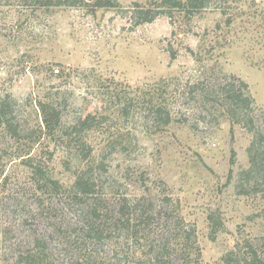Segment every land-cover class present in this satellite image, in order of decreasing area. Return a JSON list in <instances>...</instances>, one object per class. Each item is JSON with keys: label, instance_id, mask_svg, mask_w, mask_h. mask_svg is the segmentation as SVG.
I'll return each mask as SVG.
<instances>
[{"label": "rangeland", "instance_id": "rangeland-1", "mask_svg": "<svg viewBox=\"0 0 264 264\" xmlns=\"http://www.w3.org/2000/svg\"><path fill=\"white\" fill-rule=\"evenodd\" d=\"M82 1L48 8L0 0V109L19 130L15 138L0 125V264L14 256L10 243L35 236L34 222L24 225L31 212L43 215L39 233H54L57 264L88 263L78 242L68 246L55 233L50 209L60 197L40 190L36 166L40 179L65 190L88 170L111 193L154 202L162 217L152 228L161 232L156 245L167 235L163 213L172 211L195 232V264H225L231 251L244 264L250 246L264 256V185L243 175L253 135L245 118L233 122L220 90L244 82L264 132V0H210L184 13L163 7L166 15L138 26L136 6L154 8V0H115L112 9ZM35 191L46 193L41 204ZM72 210L59 214L72 220ZM123 242L98 247L96 264L149 262V248L128 262Z\"/></svg>", "mask_w": 264, "mask_h": 264}, {"label": "trees", "instance_id": "trees-1", "mask_svg": "<svg viewBox=\"0 0 264 264\" xmlns=\"http://www.w3.org/2000/svg\"><path fill=\"white\" fill-rule=\"evenodd\" d=\"M37 7H77L82 0H34ZM162 5H159L158 0H154L155 7L145 8L141 5L136 6L138 12L136 25L151 23L160 16L166 15L163 7H169L170 10L176 9L180 12L202 11L208 8L210 0H162ZM96 9H112L118 7L115 0H94L92 5ZM158 7V8H157ZM60 73V72H59ZM225 95V106L231 116L233 122L242 124L246 122V127L249 128L253 135L250 148L248 150L249 164L248 170L244 171V177L255 176L259 186L264 185V132L256 129L255 120L253 118V102L250 96L247 95V85L241 80L236 83L224 85L222 89ZM246 108L249 112L243 115V109ZM45 114V124L48 123L47 108L43 110ZM6 113L0 109V125H6L11 136L17 138L19 136L18 128H14L9 121H5ZM252 114V117H251ZM243 118H245L243 122ZM91 116L86 117L83 121L89 122ZM171 123V118L168 115L167 124ZM73 127L72 129H74ZM87 148V146H86ZM81 154L85 160H91L93 151L89 148L86 154L85 149H81ZM80 152V151H79ZM34 175L33 180L39 185L40 190H49V196L60 197V206L50 209L55 215V233H60L61 243H64L65 238L70 245L78 242V251L84 253V258L87 264H96V249L103 247L105 242H110L116 237L124 239L123 249L129 257L136 254L138 248H149L147 255L151 256L146 264H195L201 259L200 248L197 246L195 232L193 229H187L185 222L178 216L174 217L172 211H165V223L167 224V235H163L161 239H157L158 245L155 244V237L159 236L163 228H158V233L152 232L154 224L161 222L162 217L158 214L157 207L154 202L149 201L146 197H132L128 194L120 195L115 191H108V180H102V175H90L91 171H84L76 175V179L69 190H65L59 181L42 174L40 166L32 167ZM42 185V187H40ZM111 188V186H110ZM112 189V188H111ZM258 187H256V190ZM42 192V191H41ZM46 194V193H45ZM41 195L35 191L34 197L41 204L46 195ZM46 203V201H44ZM59 203V200H58ZM53 206V205H52ZM73 208L72 213L74 219L68 220L62 217L59 212ZM44 210L45 211H48ZM25 220L24 225L27 226L28 221H33L32 227L35 236L23 237L22 240H14L10 243L13 247V257L7 259L10 264H57L56 249L52 247L50 238L54 235L46 230L39 233L40 225L44 222L41 213L31 212ZM35 216V217H33ZM158 219V220H157ZM213 220V217H210ZM160 226V224H157ZM39 228V229H38ZM7 232H12L7 230ZM13 240V238H12ZM11 240V241H12ZM66 243V245H67ZM127 249V250H126ZM143 253V254H145ZM180 253V254H179ZM194 255L195 258H194ZM114 260L119 257L115 255ZM123 258V257H122ZM239 257L234 251L229 252L224 257L225 264H236ZM108 260V258H107ZM85 261V262H86ZM244 264H264V256H261L257 251L250 246V251L247 257L242 258ZM123 262V260H122ZM118 261V264H123ZM235 262V263H234ZM64 264V263H61ZM99 264H105L103 262Z\"/></svg>", "mask_w": 264, "mask_h": 264}, {"label": "built area", "instance_id": "built-area-1", "mask_svg": "<svg viewBox=\"0 0 264 264\" xmlns=\"http://www.w3.org/2000/svg\"><path fill=\"white\" fill-rule=\"evenodd\" d=\"M59 72H60L59 70H56V71H55L56 74H59Z\"/></svg>", "mask_w": 264, "mask_h": 264}]
</instances>
